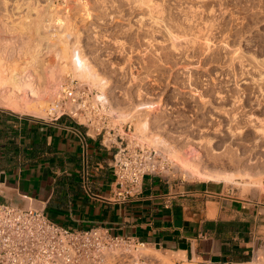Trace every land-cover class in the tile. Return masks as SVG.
Segmentation results:
<instances>
[{"label":"rangeland","instance_id":"rangeland-1","mask_svg":"<svg viewBox=\"0 0 264 264\" xmlns=\"http://www.w3.org/2000/svg\"><path fill=\"white\" fill-rule=\"evenodd\" d=\"M8 1L10 6L13 5L8 6L15 12L14 18L17 16L19 19V15L27 11L25 5L22 11H15V0ZM39 1L43 6L48 4L46 0ZM81 1L85 7L79 6L80 0H71L70 6L51 7L50 11L47 7H41L38 25L28 27L23 24L22 31H17L15 26H9V29L0 15V53L5 58V69L9 72H21L29 63L31 49L36 47L39 39L59 47L81 44L89 58L93 55L90 61L95 63L99 72L107 79L110 78V87L106 91V94L109 93L107 96L110 103L115 108L125 109L140 103H156L157 106L149 112L152 118L151 129L170 140L177 149L189 153V156L192 154L196 159L193 149L197 147L190 143L187 146L186 142L193 139L196 143L208 137L216 140L213 145H218L217 148L214 147L218 152L222 151L221 154L237 152L243 158L260 152L261 149L254 144L255 134L253 130L246 128L245 121L249 115H254L264 122V0H152L151 6L155 3L152 7L160 5V11L154 15L156 20L152 21L146 8L143 9L144 12L133 8L139 6L135 0ZM1 4L0 7L3 8L4 5ZM2 8L0 14L5 13ZM55 9H60L61 12L56 15ZM31 13V19L34 20L35 13ZM142 15L144 22L142 20L140 23L137 18ZM153 21H159L160 26ZM163 22L171 25L167 24L168 28ZM180 26L183 27L182 30ZM168 30L177 35L176 37L174 34V41H170ZM171 42L178 43H175L178 46L176 51L171 49ZM47 60L52 64L54 54H49ZM76 82L89 86L94 96L99 94L96 87L90 86L86 81L72 79V75L66 77L62 86ZM49 98L48 93L43 97L44 117L29 116L47 119L52 100ZM216 107L223 109V113L219 112L221 115L217 114ZM107 108L108 106L105 113L112 126L123 133L125 124L128 126L131 122L112 118V114L107 113ZM0 109L13 112L1 106ZM233 116L235 121L231 122ZM80 121L84 122V119ZM228 126H233L236 130L235 136L231 135ZM128 136L159 150V159L167 166L164 175L183 181H216L200 179L180 169L169 153L139 139L133 123ZM227 142L231 145L228 146ZM212 166L211 164L210 167ZM227 168L229 171L239 169L237 165L227 166L226 170ZM239 177L232 183L216 182H219L224 195L239 199L264 196V176L256 184L252 182L253 179ZM250 261L256 264L264 262V242ZM170 262L188 263L174 259ZM141 264L157 263L146 257Z\"/></svg>","mask_w":264,"mask_h":264},{"label":"crops","instance_id":"crops-1","mask_svg":"<svg viewBox=\"0 0 264 264\" xmlns=\"http://www.w3.org/2000/svg\"><path fill=\"white\" fill-rule=\"evenodd\" d=\"M101 140L66 116L52 121L0 109V202L42 207L72 229L108 228L170 260L251 262L264 242V196L239 199L216 181L147 174L141 192L120 201L115 149Z\"/></svg>","mask_w":264,"mask_h":264},{"label":"bare ground","instance_id":"bare-ground-1","mask_svg":"<svg viewBox=\"0 0 264 264\" xmlns=\"http://www.w3.org/2000/svg\"><path fill=\"white\" fill-rule=\"evenodd\" d=\"M46 1L48 3L47 6H43L39 0H15V2H14L15 11L21 10L23 5H25L26 10H27L24 14L19 15L20 17H19V19H17V16H16V18H14L15 12L12 11L13 9L12 10L9 9L10 7H13V5L10 6L8 0H1L0 3H2L4 5V7L3 8L0 7V8H2V11L4 9L3 12H5V13H3V14L1 13L0 15H2V19L5 22V24L8 25V28H9V26H11L10 28H12V26L14 28V26H15L18 29L17 31H19V30L22 31L23 30V24L28 26V27L29 26L31 27L34 24L38 25L39 18H40L39 9L41 7H47L46 9L48 11H50L51 7H56V6H53L52 0H46ZM153 1H155V0H153ZM153 1L152 0H135L134 2H136L139 6L133 7V8H137V9L139 8V9H141L142 12H144L143 9L146 8V11L149 13L148 15L152 17V19H151V21H152L153 19H155L154 18L155 13H158L160 11L158 8L160 6L159 4H158L159 5L158 7H155V6L152 7L155 3H153V5L151 6V3ZM142 5L143 6L147 5V7L146 6L140 7ZM79 6H84V2H82L80 0ZM86 8H88V7H86ZM56 9H55V12H56V15H58L59 12H61V11H59L60 9L57 11ZM11 11L14 13H12ZM162 11L160 13H163ZM10 12H11V14H10ZM31 12L35 13L34 14L35 15L34 20L31 19V17L33 15ZM178 12H180V11H178ZM157 15H156V18H157ZM161 16H162V14H161ZM138 17H140V18H137V19H139L138 22L141 23L144 16L142 15V16H138ZM160 18H162V17H160ZM168 20H169V18H168ZM162 21H165V20H162ZM143 22H144V20H143ZM154 22L156 23V21H153V23ZM169 22H173V21H169ZM156 24L159 25L160 24L159 21H157ZM164 24H165V26H167L168 22H165ZM171 24H174V22ZM161 25H162V22H161ZM176 25L177 24H175V26ZM178 26H179V24H178ZM167 27L166 28L164 27V28L167 29ZM182 28L180 26L181 30H182ZM130 29L132 30V28H130ZM171 29H174V28H172V26H171ZM178 29H179V27H178ZM168 34L170 36V41H172V40L174 41V39H175L174 34L175 33H173L172 30H168ZM188 35H189V32H188ZM183 36H184V34H183ZM176 37H177V35H176ZM185 37H186V35H185ZM95 39H97V38H95ZM39 40L40 41H37V44L35 43L36 47L32 46L33 48L31 49L32 50L30 52L31 54L29 53L31 56L28 55V56H30V58H28V59H30V61H29V63L27 62L28 64L26 65V67L24 66V69L21 72H18V71L17 72H9L8 70H6L5 69V62H4V59H5L4 55L0 53V106L1 107L5 108L7 110H10V111L19 113V114L44 117L45 111L43 109V107H44L43 97L48 93V95H50L49 100L53 99L55 97V93H57L59 88H61L62 83L63 82L65 83L66 77L69 75H72V79L76 78V79H79L81 81H86L88 84H90V86H92L94 88L96 87L97 90L99 91V94L96 95V98L101 99L104 103H107V106H108V108H107L108 112L107 113L112 114V118L115 117L116 120H121L122 122H128L129 121V122L133 123L135 125L136 134H137L139 139L144 140L147 143L154 144V146L156 148L161 149L164 152L169 153V155L172 156V158H174L175 161H177V165H178V167H180V169H184L186 172H189L190 174L197 176L200 179L207 178V179H213V180L220 181V182H231L232 183V182H235L237 179H239L240 178L239 176H241V178L247 177L249 179H253L252 182H254L255 184L257 182L261 181V179H262L261 177L264 176V122L261 119H259L258 117L254 116V115H249L247 117V121H245V122H246V128H250L251 130H253V132L255 134V143L254 144H255L256 148L261 149L260 152L259 151H258V153L254 152V153H251V154L247 155L246 157L242 158L241 155H239L237 152L236 153L235 152L229 153V154H224V153L221 154L222 151L221 152L219 151L220 152L219 153L216 150L218 145H217V147L215 145H213L214 141H216V140H214L212 138L207 137V139L205 138L203 141H199L196 143L193 142V139H192V141L187 140L188 142H186V140H185L187 146L190 143V145L192 144V146L195 145L194 147H197V148L193 149V153L195 154V156H197V158L194 159V156H192L191 153H190L191 155L189 156L188 155L189 153L186 154L185 152H183V150L177 149L176 146H173L172 145L173 143L171 144L170 140L168 141L167 138L163 137L160 134H156L154 131H152V129H151V119L152 118H150L149 112L151 111L150 109L157 106L156 103H140L138 105L133 106L132 108L126 107L127 109H125L124 107L123 108H118V107L115 108L116 106L114 107L112 105V103H110L109 98L107 96L109 93L106 94L107 89L110 87V84L108 85L110 78L107 79L106 77H104L99 72V68H97L95 63L93 64L90 61L91 57L93 55L89 58V56H87V53L85 54V51L83 49L84 47L82 48L81 44H79V45L76 44V45H73L72 47H59L57 44H55L54 46L53 45L51 46V45H49L50 42H45V41L43 42V39H39ZM177 41H179V39ZM175 43L176 42H174V43L171 42L170 47H171V49H174L176 51V49H177L176 47H178L176 44H178V43H176V44ZM49 54H54L55 60L52 64L47 60V56H49ZM30 73H31V75H30ZM205 106H204V108H205ZM216 108H217V112H218L217 114H219V112L223 111L222 108H220V109H219V107H216ZM225 112L226 111H224V113ZM227 113L228 112H226V114ZM219 115H221V114H219ZM231 119H232L231 122H234L235 116L231 117ZM227 129L230 131L232 136H235L237 134L236 130L233 129V126H231V127L228 126ZM224 137H221V138H224ZM218 138H219V136H218ZM218 138H217V140H218ZM232 139H233V137H232ZM234 140L235 139H233V141ZM178 143H179V141H178ZM227 143L229 144V142H227ZM186 144H185V146H186ZM230 145L231 144H229L228 146H230ZM182 146H183V143H182ZM231 147H230V149H231ZM181 149H182V147H181ZM226 149H227V147H226ZM230 149H228V150L231 151ZM190 150H191V148H190ZM188 152H191V151L188 150ZM211 164L213 165L212 167H210ZM234 165H237V167L239 168L238 171H229V169H228L229 167L227 168L228 170H226L227 166L232 167ZM244 178H242V179H244ZM259 178H261V179H259ZM131 251H132V255L134 256L133 259L139 258L140 256L141 257H150L157 264H176V263L170 262V260L168 258L162 256L161 254H159L155 250H153V249H151L145 245H139L137 249H131ZM130 260H132V259H130ZM187 264H192V263H187ZM246 264H256V263L250 262V263H246Z\"/></svg>","mask_w":264,"mask_h":264},{"label":"built area","instance_id":"built-area-1","mask_svg":"<svg viewBox=\"0 0 264 264\" xmlns=\"http://www.w3.org/2000/svg\"><path fill=\"white\" fill-rule=\"evenodd\" d=\"M52 3L70 6L72 2ZM106 107L107 103L97 99L89 86L76 82L61 86L55 93L47 119L69 117L101 135L105 148L115 149L114 195L126 201L141 192L147 174L163 175L167 166L159 159V150L129 138L131 124H125L123 133L112 126ZM139 245L145 243L134 237L113 235L108 228L63 226L42 207L0 202V264H141L146 257L133 259L131 251Z\"/></svg>","mask_w":264,"mask_h":264},{"label":"trees","instance_id":"trees-1","mask_svg":"<svg viewBox=\"0 0 264 264\" xmlns=\"http://www.w3.org/2000/svg\"><path fill=\"white\" fill-rule=\"evenodd\" d=\"M250 260V258H247V259H244V260H241V261H249Z\"/></svg>","mask_w":264,"mask_h":264}]
</instances>
